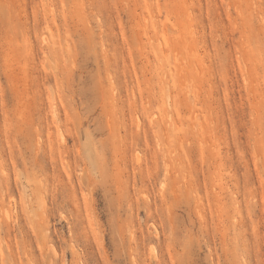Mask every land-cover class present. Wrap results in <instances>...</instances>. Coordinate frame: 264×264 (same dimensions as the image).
<instances>
[{
    "label": "rangeland",
    "instance_id": "obj_1",
    "mask_svg": "<svg viewBox=\"0 0 264 264\" xmlns=\"http://www.w3.org/2000/svg\"><path fill=\"white\" fill-rule=\"evenodd\" d=\"M0 264H264V0H0Z\"/></svg>",
    "mask_w": 264,
    "mask_h": 264
},
{
    "label": "bare ground",
    "instance_id": "obj_2",
    "mask_svg": "<svg viewBox=\"0 0 264 264\" xmlns=\"http://www.w3.org/2000/svg\"><path fill=\"white\" fill-rule=\"evenodd\" d=\"M8 216H9V214H8Z\"/></svg>",
    "mask_w": 264,
    "mask_h": 264
}]
</instances>
